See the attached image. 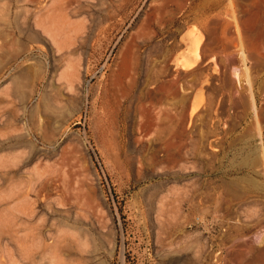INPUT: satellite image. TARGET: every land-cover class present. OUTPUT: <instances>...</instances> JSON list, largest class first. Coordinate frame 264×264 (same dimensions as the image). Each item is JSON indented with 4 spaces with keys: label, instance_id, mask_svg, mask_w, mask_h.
I'll use <instances>...</instances> for the list:
<instances>
[{
    "label": "rangeland",
    "instance_id": "374dc122",
    "mask_svg": "<svg viewBox=\"0 0 264 264\" xmlns=\"http://www.w3.org/2000/svg\"><path fill=\"white\" fill-rule=\"evenodd\" d=\"M191 51L240 70L264 114V0H0V264L208 257L191 245L216 221L160 168L167 139L144 137L133 92L138 68ZM261 236L214 264H245Z\"/></svg>",
    "mask_w": 264,
    "mask_h": 264
},
{
    "label": "crops",
    "instance_id": "0c3cea01",
    "mask_svg": "<svg viewBox=\"0 0 264 264\" xmlns=\"http://www.w3.org/2000/svg\"><path fill=\"white\" fill-rule=\"evenodd\" d=\"M185 57L186 69L138 68L133 92L144 137L167 139L158 141L169 150L160 168L174 171L175 186L190 188L184 200L201 201L202 215L216 221L191 245L208 257L193 256L187 264H214L215 251L240 249L235 239L264 229V114L240 70L220 62L215 70L194 51ZM249 256L245 264H264V241L251 245Z\"/></svg>",
    "mask_w": 264,
    "mask_h": 264
},
{
    "label": "bare ground",
    "instance_id": "6f19581e",
    "mask_svg": "<svg viewBox=\"0 0 264 264\" xmlns=\"http://www.w3.org/2000/svg\"><path fill=\"white\" fill-rule=\"evenodd\" d=\"M241 55V57H242V59L244 60V55L243 54H240ZM240 57V58H241ZM242 62V61H241ZM244 65V64H243ZM263 239V237L261 236V239L259 240V242H261V240Z\"/></svg>",
    "mask_w": 264,
    "mask_h": 264
}]
</instances>
